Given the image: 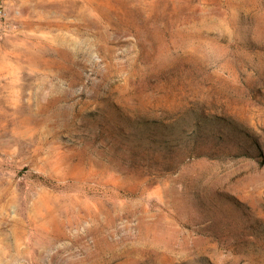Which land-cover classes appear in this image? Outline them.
<instances>
[{"label":"rangeland","instance_id":"rangeland-1","mask_svg":"<svg viewBox=\"0 0 264 264\" xmlns=\"http://www.w3.org/2000/svg\"><path fill=\"white\" fill-rule=\"evenodd\" d=\"M0 9V264H264V0Z\"/></svg>","mask_w":264,"mask_h":264},{"label":"built area","instance_id":"built-area-1","mask_svg":"<svg viewBox=\"0 0 264 264\" xmlns=\"http://www.w3.org/2000/svg\"><path fill=\"white\" fill-rule=\"evenodd\" d=\"M3 18H4V11H3V9H0V23H1Z\"/></svg>","mask_w":264,"mask_h":264}]
</instances>
